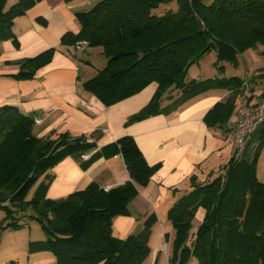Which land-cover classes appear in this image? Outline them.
<instances>
[{
	"label": "trees",
	"instance_id": "16d2710c",
	"mask_svg": "<svg viewBox=\"0 0 264 264\" xmlns=\"http://www.w3.org/2000/svg\"><path fill=\"white\" fill-rule=\"evenodd\" d=\"M38 1L15 0L6 6L7 0H0V41L11 38L16 43L14 19ZM206 1L97 0L75 12L80 29L64 33L61 43L84 40L86 46L102 48L106 64L84 87L105 104L157 83L150 101L129 120L170 110L210 88L222 87L230 94L207 112L205 121L210 127L224 128L245 91L242 83L248 82V91L252 79L264 83V66L254 71V77L205 79L188 78V69L211 50L220 74L224 62L236 66L238 55L247 50L264 57V0ZM53 51L19 60L13 76L32 78ZM172 91L178 92L175 98L169 95ZM166 98L171 101L163 106ZM33 125L34 120L15 106H0V210L4 212L0 234L20 228L22 218L33 219L44 238L29 242L28 251H49L57 264H147L150 226L120 239L112 235L111 224L116 215L128 213L137 185L147 184L160 163L148 164L134 138L123 135L93 156L121 154L131 182L108 190L92 183L64 198H45L37 186L39 178L66 155H84L95 143L68 132L37 137ZM262 142L264 124L241 156L233 155L203 179L190 176L188 190L167 210L173 229L168 264H189L192 259L197 264H264V182L255 176ZM198 208L204 216L191 229Z\"/></svg>",
	"mask_w": 264,
	"mask_h": 264
},
{
	"label": "crops",
	"instance_id": "0c3cea01",
	"mask_svg": "<svg viewBox=\"0 0 264 264\" xmlns=\"http://www.w3.org/2000/svg\"><path fill=\"white\" fill-rule=\"evenodd\" d=\"M14 1L7 0L6 6ZM96 1L40 0L14 19L12 32L16 43L11 38L0 41V106L13 105L32 118V132L37 137L68 132L72 137L95 143L84 154L86 156L66 155L47 170L46 176L39 178L37 186L45 198H64L92 183L111 189L131 182L121 154L93 156L120 136L131 135L147 163H160V166L147 184L137 185L136 194L127 204L128 213L112 219L111 232L114 237L124 239L138 235L145 225L150 226L147 264H168L173 229L167 219V210L188 190L191 175L203 179L233 156L230 129L236 122L238 103L224 128L210 127L205 121L207 112L230 94L222 87L210 88L170 110L135 120L129 118L150 101L157 88L156 82L111 104L103 103L94 92L84 87V82L106 64L102 48L85 46L76 49L74 45L61 43L64 33H77L80 29L75 12L89 8ZM50 48L54 49L50 61L38 68L32 78L13 76L18 71L19 60ZM215 60L216 53H206L189 67L187 77L253 76L259 66H264V57L256 50L238 55L237 68L224 62V74L217 72ZM194 66L196 69L189 77ZM239 70H242L241 74ZM251 81L246 104L253 106L264 90V83L259 84L257 78ZM169 95L175 98L178 92L172 91ZM249 96L252 98L247 100ZM170 101L166 98L162 105ZM3 216L0 213V219ZM203 216L204 210L198 208L193 220L199 224ZM43 238L42 235L37 240ZM31 241L35 240H24L27 255L22 264H57L49 251L29 252ZM10 247L14 248L13 245ZM0 264L12 263L2 260Z\"/></svg>",
	"mask_w": 264,
	"mask_h": 264
},
{
	"label": "rangeland",
	"instance_id": "374dc122",
	"mask_svg": "<svg viewBox=\"0 0 264 264\" xmlns=\"http://www.w3.org/2000/svg\"><path fill=\"white\" fill-rule=\"evenodd\" d=\"M205 2L207 3L208 1L205 0ZM211 51H213V50H211ZM213 52L215 53V51H213ZM203 55H205V54H203ZM225 63H228V62H225ZM228 65H230V64H228ZM236 66H233V68H237ZM195 69H196V66H194L192 68V70H190V72L188 74L189 77L192 76L191 72ZM241 72H242V70L241 71L239 70L240 74H241ZM241 88L243 89V85H241ZM244 89H245V91H244L245 92L244 93L245 94V101L244 102L247 103L246 102V94H247V92H249L248 91V89H249L248 82L246 83ZM239 99H240V97H239ZM239 99H238V102H239ZM236 120H237V114H236ZM262 124H264V122H261L256 127L254 132L251 134L250 138L256 132L257 128L260 127ZM255 176L257 177V179L259 181L264 182V142H262V144L260 145V147L258 149L257 159L255 162ZM102 189H104V188H102ZM104 190H106V189H104ZM30 212H31L30 210H27L25 213H30ZM0 213L4 214V212L2 210H0ZM19 214H20V212H19ZM21 222L23 225L20 228H18V229H7V231L5 233L2 232L4 234L2 237H1L2 233L0 234V237H1L0 238V262L2 260H6V261L10 260V262L12 264H22L26 258L25 256L27 255V248L24 245V240H26V239L37 240L39 238V236L43 235L42 230L40 229L38 223L35 220L28 219V218H22ZM197 224H198V221L193 220L191 229H195ZM15 243H16V245H15ZM12 245L14 247L13 249H12V247H10ZM189 264H197V263H196L195 259H192V261H190Z\"/></svg>",
	"mask_w": 264,
	"mask_h": 264
},
{
	"label": "built area",
	"instance_id": "2783aa9c",
	"mask_svg": "<svg viewBox=\"0 0 264 264\" xmlns=\"http://www.w3.org/2000/svg\"><path fill=\"white\" fill-rule=\"evenodd\" d=\"M85 46L86 42L84 40H79L74 45L76 49H81ZM246 83L244 81L242 85L245 87ZM244 93L240 96L237 104V120L230 131L235 157L241 156L251 134L261 122H264V97L259 98L253 106H250L244 102ZM105 189L107 190L108 188Z\"/></svg>",
	"mask_w": 264,
	"mask_h": 264
},
{
	"label": "water",
	"instance_id": "95a60500",
	"mask_svg": "<svg viewBox=\"0 0 264 264\" xmlns=\"http://www.w3.org/2000/svg\"><path fill=\"white\" fill-rule=\"evenodd\" d=\"M201 27H202V25L201 24H199V28L201 29Z\"/></svg>",
	"mask_w": 264,
	"mask_h": 264
}]
</instances>
